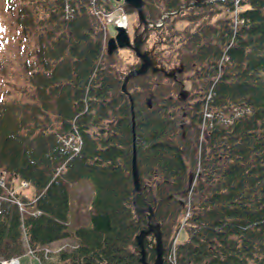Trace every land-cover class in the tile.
I'll use <instances>...</instances> for the list:
<instances>
[{
    "label": "trees",
    "instance_id": "1",
    "mask_svg": "<svg viewBox=\"0 0 264 264\" xmlns=\"http://www.w3.org/2000/svg\"><path fill=\"white\" fill-rule=\"evenodd\" d=\"M152 1L148 20L167 13L161 39L179 15L203 24L184 33L180 82L129 79L132 119L126 71L103 34L114 0H0V52L11 29L20 57L0 56V258L31 250L38 264H142L135 235L152 205L165 264H264V0H239L236 31L234 0ZM192 69L202 97L186 108ZM81 180L92 196L71 227L70 185Z\"/></svg>",
    "mask_w": 264,
    "mask_h": 264
},
{
    "label": "rangeland",
    "instance_id": "2",
    "mask_svg": "<svg viewBox=\"0 0 264 264\" xmlns=\"http://www.w3.org/2000/svg\"><path fill=\"white\" fill-rule=\"evenodd\" d=\"M118 3V2H117ZM122 3V2H121ZM151 3L152 7H159V2L157 0H153ZM1 5V3H0ZM118 8H122V7H118ZM1 11L3 12V5H1ZM9 14V13H8ZM120 16H127L128 19V27H129V34L132 33V27L131 24H133V26H138V21L136 18V14L135 11L132 12V10H129L128 8L125 10L124 13H120ZM181 15L177 16V22L175 23V28L172 31H175L176 34L174 36H172L171 38L167 39L164 35V37L162 36L161 39V33L163 31V26L160 27H151L150 29V35H149V39L147 42V46L148 48H151L152 45H156V52L157 55H161V56H165L166 62H168L167 64L169 66H173V64H178L177 62H179V58H180V54H181V47L183 45V43L185 42L184 38L186 37L184 33L190 32L192 30H198V27L200 24H203V22H197L195 24H193L192 22H187L185 20L187 15H183V19L180 17ZM3 17V16H2ZM3 19H5V17H3ZM123 20V18H122ZM210 23L212 24H217L219 23L218 21V16L217 17H213L210 20ZM143 24H141L142 26ZM108 33H103L106 37L105 41L107 40L108 37H110V35H114L115 34V30H114V26L110 25L108 26ZM18 33V31H13L11 29H9V33L7 35H10L9 37V41L6 44L5 48L3 49V51L1 50L0 52V56L5 55L8 58H12V62H20V57H18V43L16 41L15 38H17L16 34ZM137 33V32H136ZM143 33V31L140 33H137V35H141ZM170 33V31H169ZM13 35V37H12ZM130 40H132L130 38ZM24 43H27V41L25 42L24 40H22ZM163 54V55H162ZM12 56V57H11ZM139 59H136V56L132 53L131 50L129 49H120L118 50L116 53L113 54V59L112 62H114V66L117 68L118 72H125L128 69L132 68V65L134 63H137ZM111 61V60H110ZM21 62H23V59L21 58ZM196 71L195 69H192L190 71H186L182 76H187L190 75V78L185 81V85H187V88H189V90L191 92H194L193 94H191V92L188 94L187 99H183L182 102L180 103L181 105L185 106L186 108H189L188 106H190V104L195 101L196 99L202 97L199 96V93H196L198 85L200 84V79L199 77H195L196 76ZM10 75V73H9ZM161 77L159 75H152L151 77H142L140 78L139 83L143 84V83H147L149 80L151 81V86L155 87L156 84H152L155 80L160 79ZM161 80L163 81L162 83L168 82V84H173V82L170 80L169 77L167 78H161ZM135 82H133L132 87L134 86ZM173 91H175V89H172ZM174 93V92H173ZM176 94V93H174ZM191 94V95H190ZM180 104H177L175 106V110H177L178 112H180ZM189 120V117H187L184 121L186 123V121ZM186 128L185 126L183 127ZM188 130V129H187ZM28 190V189H27ZM26 191V190H25ZM70 191H71V214H70V222L69 225L71 227L75 226V225H79V224H84L85 222V218L87 216V205L88 202L90 201V198L92 196V185H90V183L87 180H81V181H77V182H73L70 185ZM27 192V191H26ZM187 236V232L185 230H182L181 233L179 234V239H183ZM150 239V238H149ZM20 264H38L36 259L33 257H30L28 254L23 255L22 257H20Z\"/></svg>",
    "mask_w": 264,
    "mask_h": 264
},
{
    "label": "water",
    "instance_id": "3",
    "mask_svg": "<svg viewBox=\"0 0 264 264\" xmlns=\"http://www.w3.org/2000/svg\"><path fill=\"white\" fill-rule=\"evenodd\" d=\"M117 1H120V0H117ZM122 1L126 7L132 8L136 11L139 25L143 24L144 26L143 33L141 35H137L136 33L137 28H136L135 34L132 40H130L129 34L124 27H121V26L114 27V30L116 33L114 36H110L107 39L106 53L108 55H113V53L117 51L118 49L129 48L135 53L136 57L140 59L139 65L137 67H133L125 73L122 79V83H121V90L128 95V98L130 101L132 119H133V97H132L131 92L127 88V83L131 77L135 75L144 74L148 70L149 67H151L152 70H157L159 66L155 64L156 62H149L146 56L147 52H142L140 49L142 42L148 38L149 27L151 25H154L152 22H149L143 14L144 0H122ZM198 5L200 4L198 3ZM161 18L163 19V17ZM159 69L165 72L168 76L175 75L174 69H170L168 71L164 67H160ZM181 93L185 94L186 91L183 90ZM131 167H132V177H133V191L135 192V191L140 190L141 188L139 173H138L137 164H136L135 151H133ZM143 210L147 211V219H148L147 227L142 228L139 231V233L135 235L136 244L138 246L136 248L138 249V252L140 253L139 261L142 262L143 264H164V255H163L164 247H163L161 225L159 222L154 221V213H153L152 205H148L147 207L143 208ZM147 234H152L154 237L152 247L155 251V257L152 263H149L145 259L146 248L144 246L143 241H144V237Z\"/></svg>",
    "mask_w": 264,
    "mask_h": 264
},
{
    "label": "flooded vegetation",
    "instance_id": "4",
    "mask_svg": "<svg viewBox=\"0 0 264 264\" xmlns=\"http://www.w3.org/2000/svg\"><path fill=\"white\" fill-rule=\"evenodd\" d=\"M156 23V22H154ZM131 27H132V33L130 34V38L132 39L134 34H135V29L137 28V33H141L143 31V25L140 26L138 24V26H133V24H131ZM149 33H150V30H149ZM150 35V34H149ZM149 35H148V38L146 40H144L141 44V51L142 52H147V60L149 62H156L155 64L158 67L157 70H152L151 67L148 68V70L144 73V74H140L138 76H146V77H151L152 75H159L161 78H167V77H171L173 79H177L179 82L181 81V79L179 78V76L184 72V69H185V66L183 64V62H179L178 65H173V66H169L166 62V59H165V56H161V55H157V53L159 52H156V45H152L151 48H148V46L146 45L147 42H148V39H149ZM144 37V36H143ZM131 50V49H129ZM132 51V50H131ZM117 52V51H116ZM115 52V53H116ZM132 53L134 54V52L132 51ZM135 55V54H134ZM111 56V55H110ZM136 56V55H135ZM136 59H139L138 57H136ZM139 62H140V59L138 60L137 63H134L132 65L133 66H138L139 65ZM160 67H164L167 71L170 70V69H174L175 71V75L173 76H168L165 72L161 71L159 68ZM180 68V69H179ZM126 73V72H125ZM125 75V74H124ZM136 76V75H135ZM158 79V80H155L156 83H162V80ZM123 79V78H122ZM150 81V80H149ZM183 93L180 92V97L183 98ZM147 103L149 106H151V103H150V100H147Z\"/></svg>",
    "mask_w": 264,
    "mask_h": 264
},
{
    "label": "built area",
    "instance_id": "5",
    "mask_svg": "<svg viewBox=\"0 0 264 264\" xmlns=\"http://www.w3.org/2000/svg\"><path fill=\"white\" fill-rule=\"evenodd\" d=\"M94 1V0H93ZM92 1V2H93ZM239 2V0H235V4H237ZM123 18V20H122ZM114 22L117 24V25H120L122 22H124V17L123 16H118ZM205 114L207 115V117H210L211 116V112L209 111H206ZM32 252V251H31ZM1 264H18V259L17 258H11V259H4V260H1L0 262Z\"/></svg>",
    "mask_w": 264,
    "mask_h": 264
},
{
    "label": "bare ground",
    "instance_id": "6",
    "mask_svg": "<svg viewBox=\"0 0 264 264\" xmlns=\"http://www.w3.org/2000/svg\"><path fill=\"white\" fill-rule=\"evenodd\" d=\"M122 25V24H121Z\"/></svg>",
    "mask_w": 264,
    "mask_h": 264
}]
</instances>
